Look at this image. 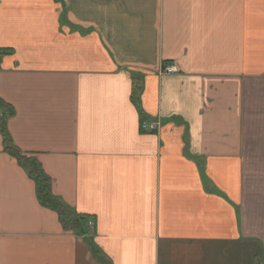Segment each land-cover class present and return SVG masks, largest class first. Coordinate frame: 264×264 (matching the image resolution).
<instances>
[{"label": "crops", "instance_id": "0c3cea01", "mask_svg": "<svg viewBox=\"0 0 264 264\" xmlns=\"http://www.w3.org/2000/svg\"><path fill=\"white\" fill-rule=\"evenodd\" d=\"M0 50V264H264V0H0Z\"/></svg>", "mask_w": 264, "mask_h": 264}, {"label": "trees", "instance_id": "16d2710c", "mask_svg": "<svg viewBox=\"0 0 264 264\" xmlns=\"http://www.w3.org/2000/svg\"><path fill=\"white\" fill-rule=\"evenodd\" d=\"M6 53L5 51L0 50V54ZM139 90L138 87L134 86L132 100L135 105H138V96ZM0 133H2L0 126ZM4 149L7 151L12 157H15L18 162L27 167L29 170L30 176L34 179L37 187V197L39 202L57 212L61 224L64 228H68L73 230L77 234L82 233V221L83 217H79L75 215L71 210L63 206L58 200H56L51 194L49 180L44 174L41 172L40 168L35 164V162L31 161L20 155V152L16 150L8 139L4 140ZM94 249L93 247L91 248Z\"/></svg>", "mask_w": 264, "mask_h": 264}, {"label": "built area", "instance_id": "2783aa9c", "mask_svg": "<svg viewBox=\"0 0 264 264\" xmlns=\"http://www.w3.org/2000/svg\"><path fill=\"white\" fill-rule=\"evenodd\" d=\"M173 68L166 69V72L172 73ZM141 130L144 133H156L160 127V122L157 119H147L141 123ZM89 226H92V223H89Z\"/></svg>", "mask_w": 264, "mask_h": 264}]
</instances>
